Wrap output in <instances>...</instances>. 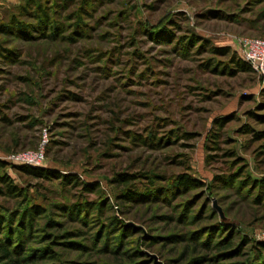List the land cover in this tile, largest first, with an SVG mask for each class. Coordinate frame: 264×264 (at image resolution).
Segmentation results:
<instances>
[{
	"label": "rangeland",
	"instance_id": "1",
	"mask_svg": "<svg viewBox=\"0 0 264 264\" xmlns=\"http://www.w3.org/2000/svg\"><path fill=\"white\" fill-rule=\"evenodd\" d=\"M244 39H264V0H0V176L21 191L0 195V264H264Z\"/></svg>",
	"mask_w": 264,
	"mask_h": 264
},
{
	"label": "trees",
	"instance_id": "2",
	"mask_svg": "<svg viewBox=\"0 0 264 264\" xmlns=\"http://www.w3.org/2000/svg\"><path fill=\"white\" fill-rule=\"evenodd\" d=\"M34 9L36 10V14L38 15V18L40 19L41 21V24L43 26H46L48 27V24H49V21H48V18H47V14L46 12L41 11V8L40 6H35ZM34 10V11H35ZM55 35V33L53 32L50 36H53ZM215 53H219V54H224L225 53V50L224 49H221V50H216ZM235 66H236V69L237 71H249L250 68L249 66L241 61V60H233L232 62ZM3 166L1 163H0V167ZM21 171L23 173H25L26 175H29L35 179H40V180H46V181H50V180H53V179H59L61 180L62 182H64V185H67V184H70V182H74V179L75 177H72V176H62L61 174L57 173V172H51V171H45V170H42V169H31V168H27V167H22L21 168ZM122 179V182H126L127 181V178L126 177H122L120 178ZM186 184H189V180L187 177L185 176H180L178 177V180H177V185H180V186H184ZM0 195H9L11 197L13 196H20V189L12 186V184L10 183L9 179L7 176L5 175H2L0 176ZM131 199L132 196H129L126 195L124 197V199ZM29 210H25L23 212V216L25 217L27 215ZM259 249L264 253V244H260L259 245ZM10 251L5 249L4 247L1 248V258L2 260L4 259H11V255H10ZM10 261H15V259L13 258L12 260Z\"/></svg>",
	"mask_w": 264,
	"mask_h": 264
},
{
	"label": "built area",
	"instance_id": "3",
	"mask_svg": "<svg viewBox=\"0 0 264 264\" xmlns=\"http://www.w3.org/2000/svg\"><path fill=\"white\" fill-rule=\"evenodd\" d=\"M240 45L243 61L255 71L261 85L264 86V39H244ZM9 159L13 163L38 165L42 160V149L40 147L33 155L14 154Z\"/></svg>",
	"mask_w": 264,
	"mask_h": 264
}]
</instances>
